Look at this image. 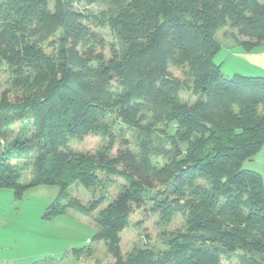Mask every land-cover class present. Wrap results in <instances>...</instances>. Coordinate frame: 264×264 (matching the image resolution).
Returning <instances> with one entry per match:
<instances>
[{
    "label": "trees",
    "instance_id": "trees-1",
    "mask_svg": "<svg viewBox=\"0 0 264 264\" xmlns=\"http://www.w3.org/2000/svg\"><path fill=\"white\" fill-rule=\"evenodd\" d=\"M225 25L244 50L264 45V1L0 0V137L12 114L25 120L0 149V188L19 197L52 184L66 194L116 174L123 183L112 198L52 203L44 216L105 202L94 238L111 264H264L262 177L244 166L264 145V76L222 72L215 34ZM104 26L116 43L103 42ZM170 65L186 66L190 85ZM186 87L193 99L180 95ZM11 91L20 96L9 100ZM90 133L105 144L69 145ZM28 155L21 182L9 160ZM148 203L160 223L179 214L182 224L162 248L124 255L120 232Z\"/></svg>",
    "mask_w": 264,
    "mask_h": 264
},
{
    "label": "rangeland",
    "instance_id": "rangeland-1",
    "mask_svg": "<svg viewBox=\"0 0 264 264\" xmlns=\"http://www.w3.org/2000/svg\"><path fill=\"white\" fill-rule=\"evenodd\" d=\"M49 2L52 6L53 0ZM104 6L105 4H93L90 7L100 10ZM99 31L103 42L116 43V38L111 35L108 26L99 27ZM215 37L219 48L214 55V61L220 63L224 74L232 75L237 69L246 72L256 64L264 66V52L247 53L239 43L236 29L228 25L219 27ZM108 49L106 46L105 50ZM169 70L186 86L190 85L186 66L170 65ZM0 77L3 85H7L4 83L5 75ZM180 95L193 99L187 87L180 91ZM7 96L9 100H13L20 93L11 91ZM11 116L13 120L7 126L6 136L0 137V149L20 135V128L25 123L19 116ZM127 134L130 135L131 132ZM105 142V139L90 133L81 140H70L69 145L77 150L94 151ZM9 162L18 166L21 182H27L32 169V155L12 158ZM244 166L260 173L264 187V145ZM98 176V185L86 189L79 182H75L68 187L66 194L59 193L58 186L52 184L28 187L19 197L10 188H0V264H111L113 258L107 245L94 238L98 228V210L105 202L89 214H83L69 205L63 213L52 217L44 216L52 203L65 204L73 198L89 205L91 200L99 198L101 194L106 197L105 200L112 198L123 179L116 174L107 175L104 172H99ZM149 206L148 203L144 209L134 210L128 217V224L120 232V248L124 255L142 246L162 248L164 233L181 226L182 218L179 214L166 224L160 223L158 214L147 210ZM222 263L230 264L227 260Z\"/></svg>",
    "mask_w": 264,
    "mask_h": 264
},
{
    "label": "crops",
    "instance_id": "crops-1",
    "mask_svg": "<svg viewBox=\"0 0 264 264\" xmlns=\"http://www.w3.org/2000/svg\"><path fill=\"white\" fill-rule=\"evenodd\" d=\"M260 52H264V45L259 46L253 50L247 51V53H249V54H259ZM251 64L255 65L253 63H251ZM255 67H258L259 69L255 68ZM233 73H240V74H244V75L264 76V66L256 64L255 66H253V68H249V70H247L246 72H243L242 70L237 69V70H234Z\"/></svg>",
    "mask_w": 264,
    "mask_h": 264
}]
</instances>
